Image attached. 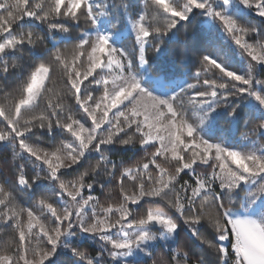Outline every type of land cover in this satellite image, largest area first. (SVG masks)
<instances>
[{
  "label": "snow or ice",
  "instance_id": "snow-or-ice-1",
  "mask_svg": "<svg viewBox=\"0 0 264 264\" xmlns=\"http://www.w3.org/2000/svg\"><path fill=\"white\" fill-rule=\"evenodd\" d=\"M129 8L0 0V144L22 161L14 184L0 180V233H11L0 264H264V0H143L135 18ZM198 16L214 51L189 82L161 60ZM220 117L243 120L239 140L214 139ZM121 151L143 155L111 158ZM178 221L191 246L178 245ZM74 237L100 247L91 255Z\"/></svg>",
  "mask_w": 264,
  "mask_h": 264
},
{
  "label": "trees",
  "instance_id": "trees-1",
  "mask_svg": "<svg viewBox=\"0 0 264 264\" xmlns=\"http://www.w3.org/2000/svg\"><path fill=\"white\" fill-rule=\"evenodd\" d=\"M130 4L129 8V16L135 18V15L139 13L143 8V0H128ZM201 17H197L195 20L192 21L187 28H181L179 33L177 34L178 40L177 42L168 43L165 48V54L162 57L161 63L169 69H172L176 72L178 78H187L189 82H192V74L199 68V57L205 53H211L214 51L213 48L208 46V36L209 30L207 25L201 24ZM259 18H253L254 22L258 21ZM80 30H74L71 35L73 37L79 35ZM196 36L200 38V44L198 50H192L190 47L185 48L184 42L186 40L191 39V37ZM214 36V43L218 44L221 48H224L226 52L229 53L231 56L232 53L227 46L230 41L227 38L215 39ZM51 47V44L48 45ZM130 54H132L133 47H134V39L132 37H128L123 41L122 44ZM231 47H235L232 45ZM154 54L149 51L148 56L151 59ZM232 66L239 70L241 67L240 60L238 56H233L232 59ZM184 74H187L186 76ZM262 79H264V74L261 75ZM14 83L10 82L8 85L9 88L14 87ZM0 126H2V118H0ZM246 131L243 126V120L239 123V125H231L227 122V120L223 117H220L216 121L215 125V137L214 139H219L221 136L225 140H230L235 142L241 138V134ZM32 142H39L43 145L47 146L52 143V141L46 137H41L39 139L34 138ZM58 142V141H57ZM143 153L140 155H134L132 151L124 152L121 151L119 155H112L111 158L114 160H124V161H131L135 162L141 159ZM22 163V161L13 160V153L11 148L3 146L0 144V180H10L15 183V164ZM26 174L31 177L33 175V171L31 165L26 168ZM188 179V177H185ZM7 187V186H6ZM118 190H114L113 195H117ZM98 194V193H97ZM18 202L22 203L23 205L27 206L29 201L27 195L17 192L16 193ZM103 199V197H101ZM181 225V230L179 231L178 237V245L181 247L191 246V238L190 233L186 230L185 226L183 225L182 221H178ZM11 236L10 232L0 233V245L6 242ZM78 237H74V245L81 248V250H86L89 254L95 255L97 250V246L92 244L89 240H79ZM94 241V240H93ZM162 254V250H158L155 255L159 256ZM58 264H68V255H59L57 258Z\"/></svg>",
  "mask_w": 264,
  "mask_h": 264
},
{
  "label": "rangeland",
  "instance_id": "rangeland-1",
  "mask_svg": "<svg viewBox=\"0 0 264 264\" xmlns=\"http://www.w3.org/2000/svg\"><path fill=\"white\" fill-rule=\"evenodd\" d=\"M125 36L128 38V37H131L127 32H125ZM77 239L80 240V238L78 237ZM92 244H95L97 246V248L100 247V243L98 241H93V240H89Z\"/></svg>",
  "mask_w": 264,
  "mask_h": 264
}]
</instances>
